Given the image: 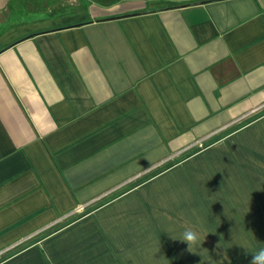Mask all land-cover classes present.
I'll list each match as a JSON object with an SVG mask.
<instances>
[{
	"label": "crops",
	"instance_id": "obj_1",
	"mask_svg": "<svg viewBox=\"0 0 264 264\" xmlns=\"http://www.w3.org/2000/svg\"><path fill=\"white\" fill-rule=\"evenodd\" d=\"M261 249L264 0H0V264Z\"/></svg>",
	"mask_w": 264,
	"mask_h": 264
},
{
	"label": "rangeland",
	"instance_id": "obj_2",
	"mask_svg": "<svg viewBox=\"0 0 264 264\" xmlns=\"http://www.w3.org/2000/svg\"><path fill=\"white\" fill-rule=\"evenodd\" d=\"M160 168H162V167H159V168H151V169H149L148 171L146 170L145 173L142 174V176H140V177H139V176H138V177H135L134 181H132L131 183L126 184V185H123L120 189L116 190L115 192H111V193H108V194H106V195H109V194H110V196H112L113 194L120 192V190H122V189H124V188H127V187H129V186L134 185V184H135L140 178H144V177H146L147 175H149L150 173H153L154 171L159 170ZM146 172H147V173H146ZM106 195H105L104 198H101L100 200L94 201V202H92L91 204L86 205V206H84V207H81V206L79 205V207H76V208L72 211V213H69L67 216H64V217L58 219L56 222H54V223L48 225L43 231H41L40 233H38L35 237H33V238L29 239L28 241H25L24 243L20 244V245H19V248L22 247V246H24V245H26L29 241L34 240L35 238L40 237V236H42V235H44V234L50 232L51 230L56 229L57 227H59V226L65 224L66 222H69V221L73 220L74 218H76V217H78V216H80V215H82V214H85V213L88 211V209H90L93 205H97V204H99L100 202L104 201V200L107 198ZM108 197H109V196H108ZM17 248H18V246H17L15 249H17ZM3 255H4V254H3Z\"/></svg>",
	"mask_w": 264,
	"mask_h": 264
},
{
	"label": "clouds",
	"instance_id": "obj_3",
	"mask_svg": "<svg viewBox=\"0 0 264 264\" xmlns=\"http://www.w3.org/2000/svg\"><path fill=\"white\" fill-rule=\"evenodd\" d=\"M183 239L189 244L190 248L198 243L197 236L192 231H186ZM251 264H264V249H261L257 254L252 255Z\"/></svg>",
	"mask_w": 264,
	"mask_h": 264
},
{
	"label": "trees",
	"instance_id": "obj_4",
	"mask_svg": "<svg viewBox=\"0 0 264 264\" xmlns=\"http://www.w3.org/2000/svg\"><path fill=\"white\" fill-rule=\"evenodd\" d=\"M162 169V168H161Z\"/></svg>",
	"mask_w": 264,
	"mask_h": 264
}]
</instances>
